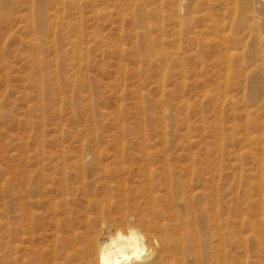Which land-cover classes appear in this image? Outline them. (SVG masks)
<instances>
[{"label":"rangeland","instance_id":"rangeland-1","mask_svg":"<svg viewBox=\"0 0 264 264\" xmlns=\"http://www.w3.org/2000/svg\"><path fill=\"white\" fill-rule=\"evenodd\" d=\"M19 1L0 17V264H12L14 167L30 156L123 147L144 168L142 191L171 182L176 210L193 208L200 223L207 206L221 210L224 182L243 196L253 160L244 144L233 160L231 134L251 127L264 147V0H45L46 29L30 28L31 6ZM147 150L170 157L171 170L149 176ZM249 245L228 264H264ZM185 263L196 264L192 252Z\"/></svg>","mask_w":264,"mask_h":264},{"label":"bare ground","instance_id":"bare-ground-1","mask_svg":"<svg viewBox=\"0 0 264 264\" xmlns=\"http://www.w3.org/2000/svg\"><path fill=\"white\" fill-rule=\"evenodd\" d=\"M19 2L0 0V17ZM46 2L26 0L31 6L30 28L36 29V25L37 29H46ZM30 44L39 48L37 39H31ZM37 57L33 68L41 72L43 60ZM255 131L235 125L231 134L233 160L242 159L236 150L238 144H244L243 150L249 149L253 160L246 182L251 183L249 188L241 197L240 190L235 194L236 189L229 191L224 182L216 189L221 210L216 212L207 206L201 223L193 208L183 213L176 210L171 182L152 184L142 191L146 173L142 176L140 172L144 168H140V162L136 167L129 166L138 158L134 154L126 158L128 150L123 147L109 155L99 146L92 150L83 143L87 153L82 156H71L70 149H64L61 156L28 157L23 170L14 167L12 180V264H186V251L193 253L196 264H228V259L249 250L250 241L264 252V163L259 156L264 147L254 136ZM226 141L223 133L224 153ZM142 154L151 177L157 174L158 165L166 171L173 167L168 156L160 160L148 150ZM180 186L186 191L184 182ZM248 202L258 208L243 209ZM59 232L74 238L62 241L56 236ZM104 232L107 238L101 241L99 235Z\"/></svg>","mask_w":264,"mask_h":264}]
</instances>
